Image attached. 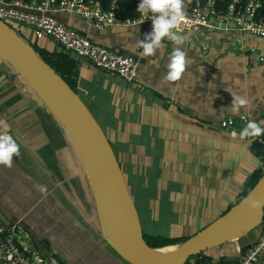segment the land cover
<instances>
[{"label":"crops","instance_id":"0c3cea01","mask_svg":"<svg viewBox=\"0 0 264 264\" xmlns=\"http://www.w3.org/2000/svg\"><path fill=\"white\" fill-rule=\"evenodd\" d=\"M49 15L91 42L138 60L137 79L127 83L75 56L76 90L115 152L148 236L189 238L225 213L257 167L253 148L261 142L242 140L245 126L238 120L227 128L220 120L246 114L264 126V38L228 23L211 31H178L184 43L164 38L145 56L140 26L98 29L76 13ZM20 31L34 40L31 27ZM48 39L41 43L58 47ZM176 48L185 53V71L169 81L167 64ZM232 95L248 101L238 114L231 110ZM0 135H11L19 146L10 166L0 164V225L21 224L32 248L55 255L59 264H129L104 240L102 215L74 141L1 58ZM251 231L203 254L218 264H238L239 252L262 228Z\"/></svg>","mask_w":264,"mask_h":264},{"label":"water","instance_id":"95a60500","mask_svg":"<svg viewBox=\"0 0 264 264\" xmlns=\"http://www.w3.org/2000/svg\"><path fill=\"white\" fill-rule=\"evenodd\" d=\"M211 19L220 28L228 25ZM0 58L30 85L74 141L102 215L104 240L127 263L185 264L188 258L235 241L262 224L264 207L251 208L248 201L264 200V172L225 213L173 249L157 253L159 248L149 247L143 238L138 212L115 152L80 95L1 19ZM256 142L259 141L255 140L252 147Z\"/></svg>","mask_w":264,"mask_h":264},{"label":"built area","instance_id":"2783aa9c","mask_svg":"<svg viewBox=\"0 0 264 264\" xmlns=\"http://www.w3.org/2000/svg\"><path fill=\"white\" fill-rule=\"evenodd\" d=\"M186 1L185 20L176 31L198 33L215 30L219 26L212 21L214 17L220 23H233L240 32L264 38V17L259 13L261 0H248L246 3L243 0H231L224 12L216 11L217 0H206L200 6L195 4V0ZM57 12L76 13L83 21L98 29L140 26L141 40L152 29L151 17L145 20L141 14L134 18L126 17L115 1L103 9L99 2L92 0H0V19L7 24L5 20L11 21L17 32L20 26H29L36 39L50 38L78 58L87 59L94 67L112 72L127 83L136 81L137 58L91 42L74 28L67 27L49 15ZM259 59L264 60V57L260 56ZM237 120L246 126L252 119L246 114L227 116L220 120V126L233 127ZM260 227L262 231L258 238L239 252L238 264L264 263V220ZM30 241V233L21 224L0 225V264H59L55 255H41L32 248ZM185 264L218 263L214 259L192 256Z\"/></svg>","mask_w":264,"mask_h":264},{"label":"clouds","instance_id":"9594fccd","mask_svg":"<svg viewBox=\"0 0 264 264\" xmlns=\"http://www.w3.org/2000/svg\"><path fill=\"white\" fill-rule=\"evenodd\" d=\"M144 17L152 19V29L146 33L144 40H139V46L143 49L145 56H150L161 47L164 38L174 44H182L186 40L185 36L178 34V27L185 20L183 0H141L136 9ZM185 53L176 48L169 56L167 67L170 71L166 74L169 81H176L181 78L185 71ZM233 96L231 110L238 114L241 107L248 104L246 98ZM237 133L233 132V136ZM264 135V126L254 120H249L246 126L239 132L240 138H259ZM14 154H19V146L11 135H0V164L11 165ZM251 208L264 207V200L250 199L248 201Z\"/></svg>","mask_w":264,"mask_h":264},{"label":"trees","instance_id":"16d2710c","mask_svg":"<svg viewBox=\"0 0 264 264\" xmlns=\"http://www.w3.org/2000/svg\"><path fill=\"white\" fill-rule=\"evenodd\" d=\"M24 1H28V0H24ZM92 1L99 2L103 9L108 8L109 4L112 1H115L120 6L123 15L126 17L134 18V17H138L141 14L138 11H136L138 4L141 2V0H92ZM205 1L206 0H195V4L200 6L203 5ZM230 1L231 0H217L215 4L216 11L224 12ZM247 1L248 0H243L244 3H246ZM259 13L264 17V0H261V7L259 9ZM12 27L14 26L12 25ZM18 34L31 46H33L36 53L46 63H48L76 93H78L76 90L78 62L73 53H70L59 46L52 47L51 45L48 46L46 44L41 43V41L43 40L48 41L49 40L48 38L36 39L34 36V40L30 41L24 37L22 31L18 30ZM258 139L261 142V144L253 148V153L257 157L258 165L251 173V175L248 176L247 180L244 182L242 192L239 194V196L235 198L234 202L229 206V208L232 205L236 204L238 201H240L247 194V192L254 186V184L257 182V180L261 177L262 173L264 172V135H262ZM165 238L161 239L159 236L157 237L149 236V238L147 237V239L144 240L149 247L160 248V247L180 244L181 242L186 240L187 237H173L166 239ZM200 256H202V258L204 259L208 258L203 254V252L196 255L195 258H198Z\"/></svg>","mask_w":264,"mask_h":264},{"label":"rangeland","instance_id":"374dc122","mask_svg":"<svg viewBox=\"0 0 264 264\" xmlns=\"http://www.w3.org/2000/svg\"><path fill=\"white\" fill-rule=\"evenodd\" d=\"M5 21H7L8 23H9V25L11 26V25H13V23L11 22V21H9V20H5ZM8 64V63H7ZM8 67L11 69V70H13L14 72H15V70L11 67V65H9L8 64ZM19 75V74H18ZM80 159H81V157H80ZM81 161H82V163H83V160L81 159ZM84 163H83V168H84ZM88 174V173H87ZM89 182V184H90V181H88ZM136 210H137V208H136ZM137 212H138V215H139V219H140V223H141V229H142V234H143V237H144V239H147V237L149 238V236H148V231H149V228H148V225L144 222V218H143V214L140 212V210H139V208H138V210H137ZM162 233H163V231H162ZM255 234V231H251V233H250V235H254ZM164 235V236H163ZM163 235H157V236H159L161 239H163V238H168V236H166V234H163ZM151 237L152 236H155V237H157L156 235H150ZM165 238V239H166ZM174 248V246H171V247H168L167 249H166V251H168V250H170V249H173Z\"/></svg>","mask_w":264,"mask_h":264},{"label":"bare ground","instance_id":"6f19581e","mask_svg":"<svg viewBox=\"0 0 264 264\" xmlns=\"http://www.w3.org/2000/svg\"><path fill=\"white\" fill-rule=\"evenodd\" d=\"M87 24V23H86ZM67 26V25H66ZM11 27H12V25H11ZM56 43V42H55ZM63 50V49H62ZM66 52V51H65ZM105 71V70H104ZM170 247V246H169ZM166 249H167V247L166 248H159V249H156L155 251L157 252V253H164V252H166Z\"/></svg>","mask_w":264,"mask_h":264}]
</instances>
